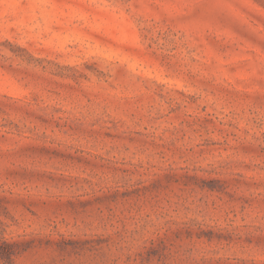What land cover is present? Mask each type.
Segmentation results:
<instances>
[{"label":"rangeland","instance_id":"rangeland-1","mask_svg":"<svg viewBox=\"0 0 264 264\" xmlns=\"http://www.w3.org/2000/svg\"><path fill=\"white\" fill-rule=\"evenodd\" d=\"M0 264H264V0H0Z\"/></svg>","mask_w":264,"mask_h":264}]
</instances>
